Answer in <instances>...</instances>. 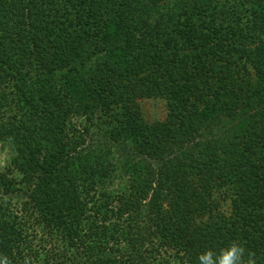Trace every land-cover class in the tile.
I'll return each mask as SVG.
<instances>
[{
  "label": "trees",
  "instance_id": "obj_1",
  "mask_svg": "<svg viewBox=\"0 0 264 264\" xmlns=\"http://www.w3.org/2000/svg\"><path fill=\"white\" fill-rule=\"evenodd\" d=\"M0 141L10 264H264V0H0Z\"/></svg>",
  "mask_w": 264,
  "mask_h": 264
},
{
  "label": "rangeland",
  "instance_id": "obj_2",
  "mask_svg": "<svg viewBox=\"0 0 264 264\" xmlns=\"http://www.w3.org/2000/svg\"><path fill=\"white\" fill-rule=\"evenodd\" d=\"M140 107L142 110L143 118L147 123H153L156 121H162L166 115V102L165 100L158 99H146L140 101ZM11 146L7 141H0V172L8 165L9 159L12 155ZM112 161L116 167L122 165L131 155L132 151L128 146L121 144H113L112 149ZM140 159L141 157L138 156ZM121 178L117 177L115 186L120 185L118 182L121 181ZM23 199L21 195L16 194L11 196V200L18 204L19 200ZM171 257L170 254H167Z\"/></svg>",
  "mask_w": 264,
  "mask_h": 264
},
{
  "label": "clouds",
  "instance_id": "obj_3",
  "mask_svg": "<svg viewBox=\"0 0 264 264\" xmlns=\"http://www.w3.org/2000/svg\"><path fill=\"white\" fill-rule=\"evenodd\" d=\"M199 264H256L254 254L248 252L239 241L231 242L227 247L213 251L206 249L198 257ZM0 264H10L7 257H0ZM25 264H31L26 260Z\"/></svg>",
  "mask_w": 264,
  "mask_h": 264
}]
</instances>
